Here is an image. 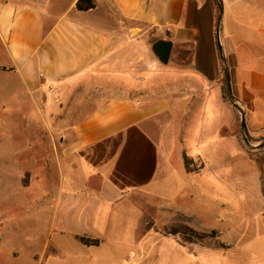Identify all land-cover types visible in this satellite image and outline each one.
Wrapping results in <instances>:
<instances>
[{"label":"crops","instance_id":"0c3cea01","mask_svg":"<svg viewBox=\"0 0 264 264\" xmlns=\"http://www.w3.org/2000/svg\"><path fill=\"white\" fill-rule=\"evenodd\" d=\"M78 1L0 0V95L12 101L18 84L36 106L39 120L26 116L27 134L37 144L33 155L56 174L47 177L50 184L41 195L44 214L28 264H95L103 253L117 264H147L164 237L160 230L179 217L187 225L194 218V228L204 230L208 221L233 231L243 220L234 205L238 199L227 188L232 200L224 209L201 172L211 152L220 151L225 165L256 180L254 165L264 167V160L254 161L264 147L245 150L230 135L235 115L221 96L214 0H89V9H79ZM221 5L231 95L249 135L258 137L264 134V0H221ZM154 39L172 43L166 66L146 61ZM184 46L191 52L187 62L174 52ZM111 82L149 92L135 99H95L94 87ZM53 135H59L57 143ZM11 147L7 158L19 150ZM183 153L196 171L185 170ZM30 172L24 188L37 178ZM216 200L218 205L206 208ZM8 231L3 222L0 244ZM82 237L97 243L85 244ZM168 241L177 250L174 264H191L202 252ZM239 241L236 237L234 246ZM106 246L109 253L96 254ZM13 258L21 260L18 249Z\"/></svg>","mask_w":264,"mask_h":264},{"label":"rangeland","instance_id":"374dc122","mask_svg":"<svg viewBox=\"0 0 264 264\" xmlns=\"http://www.w3.org/2000/svg\"><path fill=\"white\" fill-rule=\"evenodd\" d=\"M153 47L154 44L150 42V52H148L146 61L153 62L156 59V66L168 65V61L162 63L159 60L153 52ZM187 49L185 46L174 48L179 61L187 62L190 59V55L182 53ZM141 54H143L142 49L137 53V59ZM125 64L129 67L133 63L127 62ZM153 67L155 68V66ZM127 83L120 86L113 84V82L109 85H97L94 87L95 99L116 95L135 99L137 96L149 92L146 87ZM13 88L17 91L14 93L12 101H7L4 95H0V225L7 222L9 228V237L0 244V264H28L29 252L35 248L32 243L36 232H34V229L37 227L39 217L44 214L41 195L47 185L50 184L47 177H56V174L50 175V168L43 165L42 157L37 158V155L36 157L33 155V153L37 154V150L34 149L37 144L27 134V127H31V124L26 116H30L32 121L39 120L36 106L29 100H25L26 97L22 95L23 93L20 91L18 84ZM226 105L224 106L225 109L229 110ZM229 105L233 107L231 104ZM66 120L70 122L72 119ZM225 132L226 129L223 130V134ZM247 135L248 138L251 137L249 133ZM53 138L54 142L57 143L59 135H53ZM251 138L253 141L250 138L249 141L253 145H257L264 141V134ZM11 145L18 147L19 150H17L14 158L8 157L11 160H7V155L11 152ZM240 145L245 150L252 149L246 144L244 146L240 143ZM221 147L222 149L225 148L224 151H227L228 154L235 155V152L237 154V150L231 146L222 145ZM211 153L214 155L208 160V165L205 166L206 168L201 172L200 177L205 183H210L216 187L218 191L215 192L219 194L220 199H218L219 202H222L224 209L229 203H225L227 199L231 198L232 200V196L238 199V202L234 205L238 207L242 214V222L240 225L237 223L235 229L231 231L228 225L222 227L220 223L206 221L203 230L194 228L193 225L196 222L194 218L189 217L190 225H187V220L184 219L183 221L179 217V222L167 224L164 229L160 230V234L164 237L158 239L154 251L150 253L152 255L147 260V264L175 263L177 250H175V246L171 245L168 238L187 246L191 253H199L202 249L199 255H195L197 256L196 261L191 259V264H196V262L198 264H264V209H262L264 208V167L254 165L255 171L253 172L260 175L254 180L245 171H237L233 165H225L224 161L217 155V153L220 154V151H212ZM258 160H264V150L263 156L255 159L254 164ZM196 162L197 165L203 163L202 160H196ZM242 166L245 168L246 163L242 162ZM30 171H33V176L35 171V177L37 178L31 183L30 187L24 188L22 185L25 186V182L31 176ZM227 188L231 189L232 196ZM209 194L213 193L210 191ZM208 203H206V208L209 210L218 205L217 200ZM172 218L176 220L175 215ZM168 229L172 234L168 233ZM236 237L240 241L237 246H234ZM64 248L68 250L66 246ZM14 249L19 250L21 260L13 258ZM109 250L110 247L106 246L96 254L107 251L109 253ZM103 255V261L95 264H117L115 259L109 257V254L103 253ZM199 256H203V259L202 257L198 259ZM184 264H189V262H184Z\"/></svg>","mask_w":264,"mask_h":264},{"label":"water","instance_id":"95a60500","mask_svg":"<svg viewBox=\"0 0 264 264\" xmlns=\"http://www.w3.org/2000/svg\"><path fill=\"white\" fill-rule=\"evenodd\" d=\"M215 1H216L217 9H218V18H217V23H216V43H217L218 53H219L222 65H223V68H224L225 73H226V83L228 85L227 86L228 101L234 107V109L236 110V112L239 115V118L241 121V130H242V136H243L244 143L249 148H260V147L264 146V141L260 144H257V145H253L249 141L247 131L245 128L243 111L231 95V91H230V87H229V78H228V74H227V69L225 68V57H224V52H223V48H222L221 34H220V31H221L220 30V18H221V14H222V5H221V0H215ZM153 48H154V51H155L156 55L158 56L159 60L162 63H166L168 61L170 53H171L172 43L170 41H166V40H160L159 41V40L154 39V47Z\"/></svg>","mask_w":264,"mask_h":264},{"label":"trees","instance_id":"16d2710c","mask_svg":"<svg viewBox=\"0 0 264 264\" xmlns=\"http://www.w3.org/2000/svg\"><path fill=\"white\" fill-rule=\"evenodd\" d=\"M214 2L216 4L215 0H214ZM83 3H86V4L83 5ZM77 7L79 9H82V8L89 9V8L93 7V4L89 0H79L77 2ZM217 18H218V13H217L216 21H217ZM182 53L183 54H189L191 52L190 51H183ZM221 73H222V76H221V96H222V99L224 102L230 104L228 101V97H227V86L228 85L226 83V73H225V70L222 66H221ZM232 110H233L234 115H235V120H234L233 125L230 129V135L237 138V140L245 146V143L243 142L240 118L238 116V113L234 109V107H232ZM247 134H248V131H247ZM249 138L251 141H253V139L251 137H249ZM183 161H184L185 170L187 172H194L197 170V168L193 165V159L189 155H187L186 153H183ZM122 168H124V166H122ZM168 233L172 234V232L169 229H168ZM81 241H83V243H85V244H96L97 243L96 240H90V239H86L83 237L81 238Z\"/></svg>","mask_w":264,"mask_h":264}]
</instances>
